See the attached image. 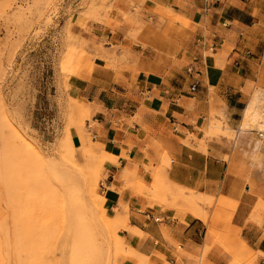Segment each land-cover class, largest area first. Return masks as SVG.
Listing matches in <instances>:
<instances>
[{
	"label": "crops",
	"instance_id": "1",
	"mask_svg": "<svg viewBox=\"0 0 264 264\" xmlns=\"http://www.w3.org/2000/svg\"><path fill=\"white\" fill-rule=\"evenodd\" d=\"M113 4L116 18L119 11L134 16L138 7L149 18L169 9L188 19L190 37L179 55L199 71L174 67L150 76L145 67L154 62L141 57V73H94L71 89L90 108L88 128L110 155L101 187L108 211L126 217V252L115 264H230L239 239L253 263L264 264V142L257 127L264 124V0ZM110 31L92 22L84 35L98 41L110 39ZM212 118L221 126L211 127ZM155 177L164 183L161 195ZM174 187L213 205L199 202L203 214L194 216L172 199Z\"/></svg>",
	"mask_w": 264,
	"mask_h": 264
},
{
	"label": "rangeland",
	"instance_id": "2",
	"mask_svg": "<svg viewBox=\"0 0 264 264\" xmlns=\"http://www.w3.org/2000/svg\"><path fill=\"white\" fill-rule=\"evenodd\" d=\"M115 13L113 0H0V264H115L126 252V217L108 211L100 187L110 155L71 89L94 73H141V57L154 62L150 76L174 67L188 74L179 54L191 27L169 9L153 18L138 7L134 16ZM92 22L109 27L110 39L86 38ZM152 186L161 195L164 183L155 177ZM174 189L172 199L194 216L211 201ZM230 251V264H254L241 239Z\"/></svg>",
	"mask_w": 264,
	"mask_h": 264
},
{
	"label": "built area",
	"instance_id": "3",
	"mask_svg": "<svg viewBox=\"0 0 264 264\" xmlns=\"http://www.w3.org/2000/svg\"><path fill=\"white\" fill-rule=\"evenodd\" d=\"M203 44V43H201ZM208 50L209 51H212L213 50V46L212 45H209L208 46ZM186 72L188 74H192L194 72L196 73H199V71L195 70V66L192 62H189L187 65H186ZM195 87H196V84H193L191 85L190 87V90L191 91H194L195 90ZM89 127V126H88ZM258 136L261 138V140L264 142V133H263V130H258ZM100 187H104L103 185V182H100ZM159 218H155V220H158Z\"/></svg>",
	"mask_w": 264,
	"mask_h": 264
},
{
	"label": "bare ground",
	"instance_id": "4",
	"mask_svg": "<svg viewBox=\"0 0 264 264\" xmlns=\"http://www.w3.org/2000/svg\"><path fill=\"white\" fill-rule=\"evenodd\" d=\"M259 130H264V129H259ZM262 141V140H261ZM259 144H260V142H259ZM259 147V146H258ZM260 148V147H259ZM80 239V238H79ZM81 240V239H80ZM80 240H78V242L80 241ZM78 245H80V242H79V244ZM78 248H80V246H78ZM81 249H82V247H81Z\"/></svg>",
	"mask_w": 264,
	"mask_h": 264
}]
</instances>
